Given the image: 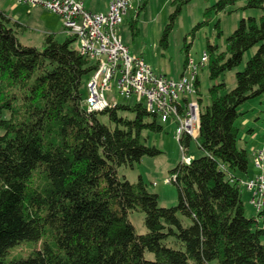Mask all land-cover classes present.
<instances>
[{"label": "trees", "instance_id": "trees-1", "mask_svg": "<svg viewBox=\"0 0 264 264\" xmlns=\"http://www.w3.org/2000/svg\"><path fill=\"white\" fill-rule=\"evenodd\" d=\"M189 1L179 0L170 15L163 47ZM237 1L220 0L215 8ZM244 1V10L263 14L242 20L224 52L209 45L208 78L221 79L260 47L232 91L224 80L209 88L208 105L198 77L195 143L203 156L172 172L179 193L172 208H161L142 178L132 184L118 177L120 168L161 154L143 136L163 131L159 118L141 104L88 112L85 91L98 66L74 47L76 39L60 43L48 35L43 50L23 46L17 34L27 27L0 9V264H264V213L245 215L240 182L249 157L238 147L237 126L241 105L264 95V0ZM148 3L138 6L137 17ZM192 142L185 136L179 143L188 153ZM133 212L145 215V235L130 222ZM24 241L42 248L5 262Z\"/></svg>", "mask_w": 264, "mask_h": 264}, {"label": "rangeland", "instance_id": "rangeland-1", "mask_svg": "<svg viewBox=\"0 0 264 264\" xmlns=\"http://www.w3.org/2000/svg\"><path fill=\"white\" fill-rule=\"evenodd\" d=\"M83 1L88 11L96 13L105 11L108 5V0ZM146 1H133L132 9L124 18V24L117 28V32L131 55L143 58L156 73L164 75L170 80L181 78L187 58L199 65L201 59L208 53L209 45L218 47L220 52H224L226 40L238 29L242 20L249 18L259 20L263 14L260 10H244L246 5L244 0H238L235 5L229 6L225 11H218L215 8L220 0H190L181 5V14L174 22L166 47H163V36L170 23L169 17L174 13L179 0H149L147 8L142 10L140 16L137 17L138 6H143ZM0 9L27 27L25 31L17 34L18 40L23 46L43 50L48 35H54L60 43L65 42L68 38V31L65 29L62 18L42 6L23 5L18 0H0ZM74 47H78L77 43L74 44ZM186 47L190 48L189 53H187ZM259 47L247 52L241 66L227 72L217 81H211L208 78L206 66L200 68L198 77L204 105L209 104L208 90L214 84H219L224 80L227 93L236 87V74L244 70ZM185 75L190 76L189 71H186ZM87 95L88 90L85 91V97L88 98ZM106 97L111 104H137L134 99L120 97L116 89L111 93H106ZM84 105L86 106V103ZM239 111L244 115L237 122L240 129L238 147L245 149L249 157L248 176L243 178L240 186L245 215L251 219L256 216V211L251 205L252 195L244 188L243 183L254 180L260 174L255 157L264 141V95L246 101L241 105ZM120 115L133 118L131 113L120 112ZM5 116L9 115L5 114ZM103 121L108 123L106 118ZM162 125L164 129L161 133L145 132L143 135L147 140L146 145L156 147L161 151V154L156 157L143 158L141 163L136 164L133 169L120 168L118 177L120 180L127 179L132 184H137L142 178L148 185L149 191L159 196V206L172 208L179 204V193L176 185L168 181L172 180V172L182 163L184 155L179 140L175 138L176 126L174 122L169 121ZM3 134L4 131L0 128V135ZM189 155L194 158L203 156V152L194 141L190 145ZM129 220L138 235L147 233L143 213H130ZM259 222L264 225L263 219H259ZM41 248L42 242H20L9 250L4 261L26 259ZM147 258L152 259L153 255L147 253Z\"/></svg>", "mask_w": 264, "mask_h": 264}, {"label": "built area", "instance_id": "built-area-1", "mask_svg": "<svg viewBox=\"0 0 264 264\" xmlns=\"http://www.w3.org/2000/svg\"><path fill=\"white\" fill-rule=\"evenodd\" d=\"M20 3L42 6L60 16L64 22L68 37H74L78 50L94 61L98 69L88 83V112H102L115 107L106 93L116 89L125 99H134L152 115H156L162 124L173 121L180 142L189 136L196 141L200 130L201 105L198 100L196 82L198 72L208 63L205 54L199 65L189 61L185 74L179 80H170L156 73L143 58L130 54L129 49L117 32L124 18L132 9L133 1L110 0L106 13L91 12L78 0H18ZM185 71V72H186ZM183 162L190 164L194 159L181 147ZM255 162L260 174L252 181L243 183L251 193V205L259 214L264 213V141L257 151ZM168 182H171L168 181ZM264 216V215H263Z\"/></svg>", "mask_w": 264, "mask_h": 264}, {"label": "crops", "instance_id": "crops-1", "mask_svg": "<svg viewBox=\"0 0 264 264\" xmlns=\"http://www.w3.org/2000/svg\"><path fill=\"white\" fill-rule=\"evenodd\" d=\"M79 1H81V2H83L84 3V1L83 0H79ZM109 2H110V0H108V5H107V7H106V10L105 11H103L102 13H106L107 12V10H108V7H109ZM84 5H85V3H84ZM86 7V6H85ZM15 8V7H14ZM51 12V11H50ZM124 24V23H123ZM182 76V75H181Z\"/></svg>", "mask_w": 264, "mask_h": 264}]
</instances>
